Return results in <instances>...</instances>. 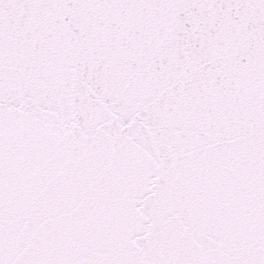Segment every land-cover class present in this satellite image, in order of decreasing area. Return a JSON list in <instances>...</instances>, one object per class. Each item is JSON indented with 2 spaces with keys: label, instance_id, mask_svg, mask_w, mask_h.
Instances as JSON below:
<instances>
[{
  "label": "snow or ice",
  "instance_id": "snow-or-ice-1",
  "mask_svg": "<svg viewBox=\"0 0 264 264\" xmlns=\"http://www.w3.org/2000/svg\"><path fill=\"white\" fill-rule=\"evenodd\" d=\"M0 264H264V0H0Z\"/></svg>",
  "mask_w": 264,
  "mask_h": 264
}]
</instances>
